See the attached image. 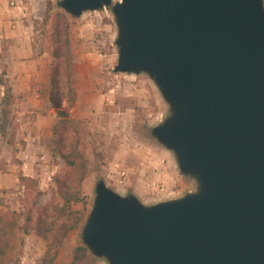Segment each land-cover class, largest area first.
<instances>
[{"label":"water","instance_id":"obj_1","mask_svg":"<svg viewBox=\"0 0 264 264\" xmlns=\"http://www.w3.org/2000/svg\"><path fill=\"white\" fill-rule=\"evenodd\" d=\"M109 9L115 72L145 73L168 105L150 135L194 190L144 203L103 179L81 241L107 264H264L263 0H60Z\"/></svg>","mask_w":264,"mask_h":264},{"label":"rangeland","instance_id":"obj_2","mask_svg":"<svg viewBox=\"0 0 264 264\" xmlns=\"http://www.w3.org/2000/svg\"><path fill=\"white\" fill-rule=\"evenodd\" d=\"M59 1L54 0L57 7ZM5 3L17 11V29L26 31L18 36L22 38L19 41L29 40L36 54L44 55L40 70L44 77L48 76L52 45L49 28L41 23L45 0H5ZM59 9L64 11L61 7ZM107 12L108 16L99 11L102 20L95 12H85L80 17L66 13L70 20L75 54L74 84L78 91V104L72 118L78 126L80 150L88 160L89 169L83 182L84 202L73 205L83 212V221L66 236L56 264H107L90 252L93 258L73 262V250L82 244L81 229L92 208L95 186L99 180L103 179L119 194L135 193L147 204L181 196L194 190L195 186L191 177L180 173L172 152L150 135V128L168 113V105L155 84L145 73L134 75L114 71L117 62L114 44L116 25L111 11L107 9ZM3 69L7 71V66L1 62L0 74ZM40 83L34 80V91L38 90ZM31 93L14 98L11 111H4L0 115L4 125L9 126L8 130L5 126L4 131L2 126L0 128L2 171H5L4 165L8 163L17 164L21 169L22 160L17 158V154L26 149L21 122H34L45 114L44 103L48 100L44 98L41 108L37 109L26 102V95L30 97ZM52 127L51 135H47V131L42 134L38 130L32 131L37 138L25 155L28 166L25 171L17 172L18 176L24 173V176L37 179L38 187L43 192L38 200L41 207L50 199L53 176L60 173L63 167L61 158L52 150ZM24 200L25 187L20 181L15 186L0 189L2 211L24 213ZM22 223L23 220L20 221ZM53 236L54 233H50L48 239H43L32 230L23 233L20 227L16 228L12 234L14 246L6 264H39Z\"/></svg>","mask_w":264,"mask_h":264},{"label":"trees","instance_id":"obj_3","mask_svg":"<svg viewBox=\"0 0 264 264\" xmlns=\"http://www.w3.org/2000/svg\"><path fill=\"white\" fill-rule=\"evenodd\" d=\"M264 3V0H263ZM60 7V6H59ZM54 0H45L42 25L49 28L52 61L48 81L38 88L39 96L46 98L52 106L56 122L52 127V150L62 160L60 173L53 176L54 186L50 199L41 207L38 200L43 192L37 179L19 174L18 178L25 187L24 205L26 211L0 210V264L10 260L13 249V231L20 227L23 233L31 230L43 239L53 238L47 243L39 264H56L60 248L68 233L78 228L83 221V212L73 205L84 202L83 182L88 174V160L80 150L78 126L72 112L78 104V91L74 84L75 54L72 47L70 20L59 9ZM1 67V62H0ZM6 70L0 74V86L9 91ZM6 77V78H5ZM1 94V89H0ZM1 105V96H0ZM35 213V216L33 215ZM23 223L20 224V221ZM93 258L82 244L73 250V262Z\"/></svg>","mask_w":264,"mask_h":264},{"label":"crops","instance_id":"obj_4","mask_svg":"<svg viewBox=\"0 0 264 264\" xmlns=\"http://www.w3.org/2000/svg\"><path fill=\"white\" fill-rule=\"evenodd\" d=\"M17 11L15 8L7 6L5 0H0V62L6 64L7 71L6 77L8 78L9 91L5 95V87L0 86L1 89V105H0V115L4 111H11V104L14 98H18L21 94H27L32 91L31 96L26 95L27 103L31 106L40 109L44 103V98L39 96L38 90L34 91L33 82L34 80H39L41 83H46L48 81V76L44 77L41 74V66L43 65L44 59L40 54H36L35 47L30 44V41H19L22 38L18 36L26 33L24 30L17 29L16 16ZM5 40V41H4ZM46 54V53H45ZM40 83V84H41ZM45 114L41 117L42 119L31 121H22L21 128L24 130L23 139L26 141V149L20 150L17 154V158L22 161L21 169H18L17 164L8 163L4 165L5 171L0 169V189L8 188L19 184V178L17 172L19 170L25 171L28 166L26 153L32 144V141L37 138L33 136L32 131H47L51 135V127L56 121V116L53 108L49 103H44ZM21 120V119H18ZM9 123V122H8ZM7 126L0 119V128ZM40 138V137H38ZM24 175V173H22Z\"/></svg>","mask_w":264,"mask_h":264},{"label":"built area","instance_id":"obj_5","mask_svg":"<svg viewBox=\"0 0 264 264\" xmlns=\"http://www.w3.org/2000/svg\"><path fill=\"white\" fill-rule=\"evenodd\" d=\"M100 11H103V12L106 14V16H108L107 9L100 10ZM95 13H97V15H98V19H99V20H102L103 17L99 14V11H95Z\"/></svg>","mask_w":264,"mask_h":264}]
</instances>
